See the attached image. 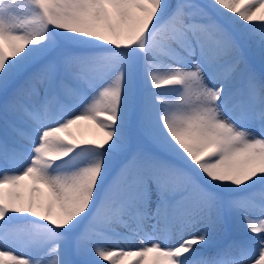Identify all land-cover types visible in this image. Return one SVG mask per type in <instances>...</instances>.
Wrapping results in <instances>:
<instances>
[{
  "label": "snow or ice",
  "instance_id": "6c2138e0",
  "mask_svg": "<svg viewBox=\"0 0 264 264\" xmlns=\"http://www.w3.org/2000/svg\"><path fill=\"white\" fill-rule=\"evenodd\" d=\"M0 264H264V0H0Z\"/></svg>",
  "mask_w": 264,
  "mask_h": 264
},
{
  "label": "bare ground",
  "instance_id": "6f19581e",
  "mask_svg": "<svg viewBox=\"0 0 264 264\" xmlns=\"http://www.w3.org/2000/svg\"><path fill=\"white\" fill-rule=\"evenodd\" d=\"M135 243H137V244H138V243H139V240H136V241H135Z\"/></svg>",
  "mask_w": 264,
  "mask_h": 264
},
{
  "label": "rangeland",
  "instance_id": "374dc122",
  "mask_svg": "<svg viewBox=\"0 0 264 264\" xmlns=\"http://www.w3.org/2000/svg\"><path fill=\"white\" fill-rule=\"evenodd\" d=\"M109 247H112L111 245H109Z\"/></svg>",
  "mask_w": 264,
  "mask_h": 264
}]
</instances>
